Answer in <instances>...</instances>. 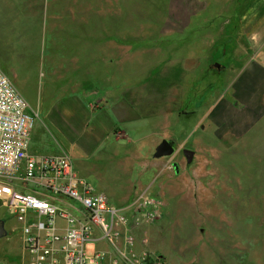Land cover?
<instances>
[{"label":"rangeland","instance_id":"rangeland-1","mask_svg":"<svg viewBox=\"0 0 264 264\" xmlns=\"http://www.w3.org/2000/svg\"><path fill=\"white\" fill-rule=\"evenodd\" d=\"M21 6L0 24V70L37 116L30 151L68 154L115 207L144 176L127 216L144 201L159 208L131 225L150 253L264 264V0ZM93 78L107 92L98 106L83 94ZM163 118L175 150L155 160L141 145ZM183 149L194 151L190 164ZM0 216L7 233L19 226L1 201Z\"/></svg>","mask_w":264,"mask_h":264},{"label":"built area","instance_id":"built-area-1","mask_svg":"<svg viewBox=\"0 0 264 264\" xmlns=\"http://www.w3.org/2000/svg\"><path fill=\"white\" fill-rule=\"evenodd\" d=\"M36 117L0 70V201L19 225L26 264H148L152 254L131 225L145 217L144 207L157 215L155 202L144 201L131 220L77 173L68 154L31 152Z\"/></svg>","mask_w":264,"mask_h":264},{"label":"crops","instance_id":"crops-1","mask_svg":"<svg viewBox=\"0 0 264 264\" xmlns=\"http://www.w3.org/2000/svg\"><path fill=\"white\" fill-rule=\"evenodd\" d=\"M31 2L33 4H35L36 0H0V24L3 21V19H5V20L12 19L13 16L11 14H13L15 12L27 11L28 8H23L21 5H30ZM15 5H17L18 7H15ZM90 64H91L90 68L94 69L95 67L99 66V61L93 60ZM94 80H95V78H93L92 82L89 81L90 86H89V88H86L87 89V90H85L86 92L84 90H82V91L85 92L83 94H84V96H86V98H87V96H92V94L96 95V96L93 97V100H95V104L98 106L99 103L104 100V98H105L104 94L107 93V92H106V90H104V92H102V88H101L100 92H98L93 87V85H92V88H91V83H93ZM134 121H130V122L128 121V122H126V124L130 125ZM162 121H165V123L168 125V121L169 120L166 121L164 118L161 120V122H160V120L158 121V123H157L158 126L155 125L156 123L154 122L152 128L156 129L157 135L155 134L154 137L146 139V141H144V143H143V145H141V147H143V148H153L155 150V147L158 145V143L161 140L165 139V140H167L169 142L172 141V140H170V138L164 137L165 133L168 132L165 128L163 129V131L160 130V126H161ZM128 128H130V127H128ZM31 136H32V133H31ZM106 138H108V136H106ZM148 145H152V146L148 147ZM152 157H153V154H152ZM165 157H168V156H165ZM161 158H164V157L154 158V159L155 160H160ZM143 180H145L144 176L141 175V176L138 177V184H137L138 188L135 190V192L132 193L133 195H131V194L128 195V197L125 200V205L119 206L120 207L119 208V207H115L114 205H112L110 203L109 204L111 206L115 207V208L124 209L126 211L125 212L126 215L129 216L131 212L128 209V207L132 204V202H134L135 200L139 199L140 193L142 191L141 189H142V186L144 184ZM151 180L152 181L155 180V177L154 176L151 177ZM152 181H150V182H152ZM29 191H30V189H29ZM130 199H132V200H130ZM152 201H154V200H152ZM0 220H1V218H0ZM17 227L18 226H14V227L12 226L11 233H7L6 232V236L0 239V264H26V259H25L24 255L22 253L21 243H20L18 234L16 232ZM146 244L147 243H146V240H145V245ZM146 248H147V246H146ZM151 253L157 255L156 253H154L152 251H151ZM170 255L171 254H168V257H167V256L164 255V253H159L157 255V258L160 260V264H174V262L171 261L173 258H169ZM151 262H152L151 264H156L155 259H152Z\"/></svg>","mask_w":264,"mask_h":264},{"label":"water","instance_id":"water-1","mask_svg":"<svg viewBox=\"0 0 264 264\" xmlns=\"http://www.w3.org/2000/svg\"><path fill=\"white\" fill-rule=\"evenodd\" d=\"M173 152H174V148L171 145V143L163 139L155 147L153 157L160 158V157L170 156L173 154ZM182 154L186 159V163L190 164L194 156V151L191 149H183ZM5 236H6V230L4 228V223L0 220V239Z\"/></svg>","mask_w":264,"mask_h":264},{"label":"flooded vegetation","instance_id":"flooded-vegetation-1","mask_svg":"<svg viewBox=\"0 0 264 264\" xmlns=\"http://www.w3.org/2000/svg\"><path fill=\"white\" fill-rule=\"evenodd\" d=\"M170 143H171V145L173 146V148H174V150H175V146H174L173 142H172V141H170Z\"/></svg>","mask_w":264,"mask_h":264},{"label":"bare ground","instance_id":"bare-ground-1","mask_svg":"<svg viewBox=\"0 0 264 264\" xmlns=\"http://www.w3.org/2000/svg\"><path fill=\"white\" fill-rule=\"evenodd\" d=\"M186 180V179H185Z\"/></svg>","mask_w":264,"mask_h":264}]
</instances>
